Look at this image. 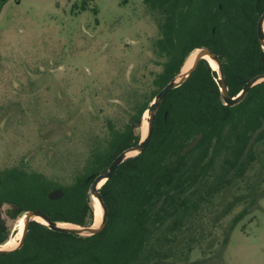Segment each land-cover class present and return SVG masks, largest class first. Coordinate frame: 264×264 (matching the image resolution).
I'll return each instance as SVG.
<instances>
[{
  "label": "trees",
  "instance_id": "1",
  "mask_svg": "<svg viewBox=\"0 0 264 264\" xmlns=\"http://www.w3.org/2000/svg\"><path fill=\"white\" fill-rule=\"evenodd\" d=\"M142 2L156 15L158 26L151 48L159 71L150 90L140 95L133 91L124 121H107L102 143L69 185L22 167L0 170V210L9 207L8 220L38 209L56 223L92 225L94 209L87 193L93 179L88 178L104 173L121 152L140 142L142 115L151 112L154 97L195 49L217 55L230 97L264 74V51L256 36L264 0ZM207 63H197L182 85L162 97L147 148L118 165L100 187L108 210L100 233L78 237L31 222L22 247L0 256V264H161L183 256L177 236L189 232L190 253L199 237H193L198 215L231 180L242 178L256 160L255 145L264 141V81L236 106H224L216 71ZM54 189L64 195L49 200ZM10 231L0 218V245Z\"/></svg>",
  "mask_w": 264,
  "mask_h": 264
},
{
  "label": "rangeland",
  "instance_id": "2",
  "mask_svg": "<svg viewBox=\"0 0 264 264\" xmlns=\"http://www.w3.org/2000/svg\"><path fill=\"white\" fill-rule=\"evenodd\" d=\"M156 20L142 0L0 3V170L22 167L69 185L102 143L107 121H124L133 91L150 90L159 71ZM254 150L242 178L198 215L192 251L191 232L178 234L183 256L161 264H264V141ZM8 209L0 218L9 240L19 219L8 220Z\"/></svg>",
  "mask_w": 264,
  "mask_h": 264
},
{
  "label": "water",
  "instance_id": "3",
  "mask_svg": "<svg viewBox=\"0 0 264 264\" xmlns=\"http://www.w3.org/2000/svg\"><path fill=\"white\" fill-rule=\"evenodd\" d=\"M256 36H257L258 41L262 47L261 48L262 51H264V13H262L258 19ZM195 51H197L196 57H195L193 63L191 64V67H190L189 71L187 72V74L184 77H182V76L180 77V73H181V70H180L179 74L174 79H172L165 87H163L158 92V94L154 97L152 103L150 104V106H152V110H151V112H148V114H147L148 115L147 131H146L144 138H141L140 142L136 146L129 148V149L127 148L126 150L121 152L113 160L111 165H108L107 170L104 173H100L96 177L90 176L88 178V179L92 178L93 181L89 184L87 198L89 200H91L92 198H95V200L98 203V205L101 209V212H102V217H100L99 226L94 227L93 226L94 221H93V224L89 225V226H75L73 224H66V225H72L75 228H73V227L63 228L60 226L61 223H56L54 221L49 220V218L43 212L39 211L38 209L29 210V211H26V212L20 214V216H19V217H21V216L24 217V224H23V231L20 234V238H19V241L17 243V246L13 249H10V250H3L1 248L2 246L0 245V256L8 255L9 253L15 251L16 249H19L20 247H22L24 240H25V237H26V233L29 230V224L31 222H36L35 220H33L34 217H39V219H41L45 223V224H41V225L46 226L48 229H50L52 231H56V233L73 234V235L78 236V237H88V236L91 237V236H94V235L100 233L103 230V228L105 227L106 222H107V217H108V210H107L106 206L104 205L103 201L101 200L102 198L99 194L100 187L102 186V184L104 182H106L108 179H110L112 177L114 170L117 168L118 165H121L125 160H129L131 158L136 157L145 148H147V146L150 142V139H151L152 131L154 129V115L156 114L157 108L160 104L162 97H165L167 95V93H169L170 91H172L176 87L182 85L190 77L191 72L195 69L197 63H199L201 60L206 61L205 57L209 58L210 60H212L216 63L217 70H215V71L217 74V78L219 80L218 81L219 86H220L219 91H220V95H221L220 101L224 106H229V107L236 106L237 104H239L242 101V99L245 98V96H246V94L250 88H252L255 85H257L258 83L264 81V74L258 75L255 78H253L252 80L250 79L248 82H246L244 84L240 94L236 98L230 97L228 94V91H227L226 84L224 82L225 78H224V75L222 72L221 62L219 61L217 55L211 53L209 50H207L205 48H197V49H195ZM195 51H193V52H195ZM128 154H132V155L127 156ZM99 184H101V185H99ZM63 195H64V192L61 189H54L48 194V199L49 200H56V199L58 200L59 198H62Z\"/></svg>",
  "mask_w": 264,
  "mask_h": 264
},
{
  "label": "bare ground",
  "instance_id": "4",
  "mask_svg": "<svg viewBox=\"0 0 264 264\" xmlns=\"http://www.w3.org/2000/svg\"><path fill=\"white\" fill-rule=\"evenodd\" d=\"M196 54H197V51L193 52L189 58L187 59L186 63H184V66L183 68L181 69V73H180V77H184L187 72L189 71L190 67H191V64L193 63L195 57H196ZM205 60L208 62L207 64L211 67V69L213 70H217V66H216V63L212 60H210L209 58L205 57ZM145 118L146 117V113L144 114ZM147 122L145 120L142 121V125H141V137L144 138L145 134H146V131H147ZM146 130V131H145ZM132 154H128L127 156H131ZM101 185V184H99ZM91 203H92V206H93V209H94V227H98L99 224H100V214H101V209L98 205V203L96 202L95 198H92L91 199ZM18 225H17V228L19 229L17 234H16V237L14 239H9L4 245L2 244L1 248L3 250H10V249H13L17 246V243L19 241V238H20V234L21 232L23 231V224H24V217H19L18 218ZM33 220H35L36 222H38L39 224H45L44 221H42L41 219H39V217H34ZM61 227L63 228H70V227H73L72 225H66V224H61L60 225ZM75 228V227H73Z\"/></svg>",
  "mask_w": 264,
  "mask_h": 264
},
{
  "label": "flooded vegetation",
  "instance_id": "5",
  "mask_svg": "<svg viewBox=\"0 0 264 264\" xmlns=\"http://www.w3.org/2000/svg\"><path fill=\"white\" fill-rule=\"evenodd\" d=\"M8 0H0V3L4 4L5 2H7Z\"/></svg>",
  "mask_w": 264,
  "mask_h": 264
}]
</instances>
